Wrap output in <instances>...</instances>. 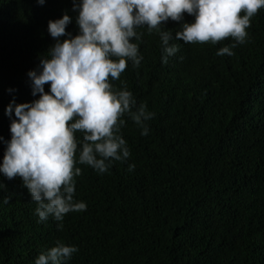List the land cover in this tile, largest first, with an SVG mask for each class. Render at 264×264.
<instances>
[{
    "label": "trees",
    "instance_id": "1",
    "mask_svg": "<svg viewBox=\"0 0 264 264\" xmlns=\"http://www.w3.org/2000/svg\"><path fill=\"white\" fill-rule=\"evenodd\" d=\"M73 0H0V137L10 139L6 105L31 102L27 72L54 43L47 22L65 12L77 34ZM243 13L241 12V15ZM193 17L185 14L184 20ZM169 20L165 28L179 30ZM140 33L138 67L119 79L154 113L149 132L127 117L120 132L130 150L76 181L81 212L37 223L36 203L19 177L0 175V264H32L58 240L76 245L68 264H264V9L250 18L243 44L227 37L184 43L161 63L159 36ZM66 37H61L64 39ZM229 46L232 55L217 56ZM13 89L14 91H7ZM48 91V84H45ZM75 135L79 136V133ZM5 145L0 141V160ZM128 163L135 165L127 171Z\"/></svg>",
    "mask_w": 264,
    "mask_h": 264
},
{
    "label": "clouds",
    "instance_id": "2",
    "mask_svg": "<svg viewBox=\"0 0 264 264\" xmlns=\"http://www.w3.org/2000/svg\"><path fill=\"white\" fill-rule=\"evenodd\" d=\"M37 3L43 5L45 0ZM258 9H264V0H73L77 34L66 32L71 20L67 12L50 19L47 32L54 43L26 74L31 95L39 94L38 98L16 103L13 97L4 109L10 139L0 137L5 145L0 175L20 178L36 203V222L51 217L61 230L65 214L86 209L85 202L74 200V176L81 175V168L74 165L103 174L113 162L128 159L130 150L120 132L124 117L139 128L141 136L148 134L147 121L154 113L145 103H137L125 81L120 80L118 89L111 83L119 79L126 63L140 65L143 57L133 42V38L140 40L138 29L156 32L161 63L166 64L178 51L176 44L169 43L173 38L216 44L231 37V47L243 44L250 18ZM185 14L193 17L191 22L184 20ZM169 20L179 22L175 37L165 28ZM215 54L233 53L224 46ZM134 167L128 163L127 171ZM9 198L4 196L0 203L7 204ZM77 251L76 245L57 240L32 264H68Z\"/></svg>",
    "mask_w": 264,
    "mask_h": 264
}]
</instances>
